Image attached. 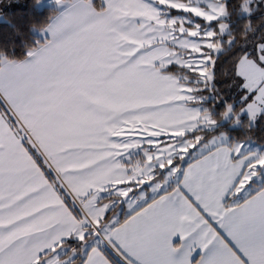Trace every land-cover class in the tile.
<instances>
[{
	"label": "snow or ice",
	"instance_id": "1",
	"mask_svg": "<svg viewBox=\"0 0 264 264\" xmlns=\"http://www.w3.org/2000/svg\"><path fill=\"white\" fill-rule=\"evenodd\" d=\"M53 2L0 45V264H264V0Z\"/></svg>",
	"mask_w": 264,
	"mask_h": 264
},
{
	"label": "trees",
	"instance_id": "2",
	"mask_svg": "<svg viewBox=\"0 0 264 264\" xmlns=\"http://www.w3.org/2000/svg\"><path fill=\"white\" fill-rule=\"evenodd\" d=\"M37 0H0V45H7L9 49L14 48L19 56L22 49V43L27 40L31 42L37 39V35L32 31V26L37 27L46 24L49 18L58 10L53 6L39 8ZM20 34H17L16 30ZM230 65L225 63L221 72L227 73ZM226 76H222L217 87L221 90V97L215 103L208 101V106L215 107L219 105V99H230L234 101L236 94L225 84ZM219 110V109H218ZM234 137L244 139L243 132H234ZM251 139L257 144H264V132L259 129L251 134Z\"/></svg>",
	"mask_w": 264,
	"mask_h": 264
},
{
	"label": "rangeland",
	"instance_id": "3",
	"mask_svg": "<svg viewBox=\"0 0 264 264\" xmlns=\"http://www.w3.org/2000/svg\"><path fill=\"white\" fill-rule=\"evenodd\" d=\"M49 0H41V2L44 4V6L43 7H45V6H55V3L54 2H51V1H49ZM39 8H43V7H40L38 4H36ZM254 145H260V144H257V143H255L254 142ZM193 151H195V150H193ZM149 194H150V192H149ZM127 209H126V206H125V209H124V211H126Z\"/></svg>",
	"mask_w": 264,
	"mask_h": 264
},
{
	"label": "crops",
	"instance_id": "4",
	"mask_svg": "<svg viewBox=\"0 0 264 264\" xmlns=\"http://www.w3.org/2000/svg\"><path fill=\"white\" fill-rule=\"evenodd\" d=\"M49 1L53 2V0H49ZM49 1H48V2H49ZM47 6H48V5H47ZM52 6H53V5H52ZM53 7H56V8H57V5L55 4V6H53ZM149 192H150V191H149Z\"/></svg>",
	"mask_w": 264,
	"mask_h": 264
}]
</instances>
